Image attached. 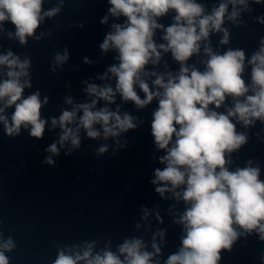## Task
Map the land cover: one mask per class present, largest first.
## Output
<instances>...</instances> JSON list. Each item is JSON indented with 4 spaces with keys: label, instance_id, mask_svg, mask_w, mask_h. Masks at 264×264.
<instances>
[{
    "label": "clouds",
    "instance_id": "obj_1",
    "mask_svg": "<svg viewBox=\"0 0 264 264\" xmlns=\"http://www.w3.org/2000/svg\"><path fill=\"white\" fill-rule=\"evenodd\" d=\"M108 2L110 15L126 18L123 24H113L114 31L106 34L99 45L103 52L110 49L118 52V65L113 64L104 76L99 77L104 79L111 73L116 79L115 90L108 85L89 84L86 92L97 99L77 104L70 111L64 110L58 119H52V126L61 129L57 143L63 146L70 142L72 148L66 153L70 154L72 149L80 147L81 128L87 137L96 139L101 136V131L95 126L100 125L103 137L107 139L137 127L131 115L120 114L119 107L116 111L108 107L94 110L98 100L114 103L115 95L119 93L124 102L131 101L137 108H144L153 99H158L151 134L157 149L165 152L159 158L165 166L155 170L151 183L158 185L155 191L161 197L171 192L187 205L176 221L184 229L182 247L168 257L166 264H218L221 250H231L241 234L255 231L264 241V181L259 179L260 168L251 166V161L247 162L248 166L235 171L228 167L230 154L248 139L246 134L237 132L233 118L245 127L256 120L264 122V38L259 50L248 61L252 66L250 85L243 79V50L229 49L216 54L205 45L204 54L208 57L204 62L205 69L200 71L186 64L189 58L200 52L201 42L208 40L210 33L222 32L220 43H228L229 32L222 27L225 17L227 15L228 20L235 22L239 16L236 6L243 5L247 10L248 0H222L211 14H205V6L196 0ZM254 2L261 3V0ZM42 4L43 0H0V31L4 30V22H10L15 26V38L25 44L45 17H52L60 11L56 7L42 12ZM229 4L233 6L230 14ZM170 10L175 12L174 22L165 28L157 18ZM107 21L105 16L101 23L106 24ZM260 22L264 23V18H260ZM157 29L163 30L162 39L166 43L158 45L155 42ZM7 34L9 38L13 37L12 32ZM161 51H170L173 59L180 63L178 75L168 72L165 79L164 75L145 71L149 63H159ZM67 59V49L63 55L55 57L57 65ZM85 63L90 61L85 58ZM0 66L9 69L7 79L0 82V103L3 104L0 113L14 106L11 122L0 114V123H3L6 134L19 135L21 127H30L32 137L42 138L47 121L41 118V108L48 103V98L41 101L39 91L27 97L23 95L24 89L31 87L30 60L21 61L9 51L0 55ZM148 75L156 77L153 81L156 91H152L143 79ZM137 87L144 93L143 99L138 95ZM250 91L252 95H248ZM229 97L234 106L228 108L226 114L214 110L221 108ZM66 103L71 105L73 101L69 97ZM78 112L82 115L78 116ZM57 143L46 149L52 156L59 155ZM107 150V146H102L98 153L103 154ZM52 156L46 157L44 163L53 165ZM180 188L183 190L177 191ZM143 211L147 217L148 210ZM156 235L163 237L164 233H156L153 241ZM94 243L86 242L82 251L74 253L71 248L68 254L60 250L54 264H80L81 261L84 264H152L153 253L143 250L145 245L141 239L125 240L118 248L119 255L107 249L93 255ZM14 247L11 239L0 245L3 249L0 250V264H9L4 252ZM152 247L155 252L160 251L155 242ZM261 259L264 260V253Z\"/></svg>",
    "mask_w": 264,
    "mask_h": 264
}]
</instances>
